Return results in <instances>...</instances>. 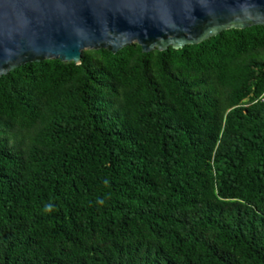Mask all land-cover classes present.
<instances>
[{"label": "trees", "instance_id": "1", "mask_svg": "<svg viewBox=\"0 0 264 264\" xmlns=\"http://www.w3.org/2000/svg\"><path fill=\"white\" fill-rule=\"evenodd\" d=\"M0 264H264V26L1 75Z\"/></svg>", "mask_w": 264, "mask_h": 264}, {"label": "water", "instance_id": "2", "mask_svg": "<svg viewBox=\"0 0 264 264\" xmlns=\"http://www.w3.org/2000/svg\"><path fill=\"white\" fill-rule=\"evenodd\" d=\"M264 26V0H0V76L31 62H80L84 50L195 45Z\"/></svg>", "mask_w": 264, "mask_h": 264}, {"label": "clouds", "instance_id": "3", "mask_svg": "<svg viewBox=\"0 0 264 264\" xmlns=\"http://www.w3.org/2000/svg\"><path fill=\"white\" fill-rule=\"evenodd\" d=\"M105 183H107V181H105ZM98 203H102V201H98ZM54 209V205L52 203H47L44 205V211L47 213H51L53 212Z\"/></svg>", "mask_w": 264, "mask_h": 264}]
</instances>
